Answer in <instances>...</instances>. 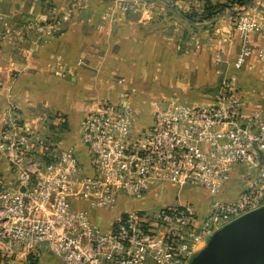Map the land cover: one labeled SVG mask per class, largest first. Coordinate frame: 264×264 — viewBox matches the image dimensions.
I'll return each instance as SVG.
<instances>
[{"label":"built area","instance_id":"built-area-1","mask_svg":"<svg viewBox=\"0 0 264 264\" xmlns=\"http://www.w3.org/2000/svg\"><path fill=\"white\" fill-rule=\"evenodd\" d=\"M237 30L235 69L253 53L250 34L264 36V13L242 16ZM233 79L222 78L207 103L166 101L148 125L136 123L128 104L91 102L81 121L83 154L26 128L17 112L8 116L0 132L10 174L0 170V264H34L46 251L63 264H190L217 230L264 206V115L242 114ZM236 165L246 167L248 184L222 201L216 196ZM164 186L200 187L213 199L202 214L175 201L120 207L104 227L93 219Z\"/></svg>","mask_w":264,"mask_h":264},{"label":"crops","instance_id":"crops-1","mask_svg":"<svg viewBox=\"0 0 264 264\" xmlns=\"http://www.w3.org/2000/svg\"><path fill=\"white\" fill-rule=\"evenodd\" d=\"M70 3L0 0V132L6 118L17 112L26 128L53 144L75 145L83 154L81 121L91 101L105 98L119 103L117 99L121 98V104L130 105V99L140 95L148 100L207 103L229 74L238 77L244 88L242 114L264 115L262 34H250L253 53L235 69L233 62L241 51V38L237 34L233 37L230 25H222L218 40L199 43V48L180 54L172 38L149 28L143 15L129 17L124 12L113 14L99 8L96 19L104 17L107 21L86 26L82 12ZM255 3L260 4L255 5V13L243 16L259 19L264 13V0ZM62 19L70 21L55 28L57 20ZM137 108L148 109L145 102ZM58 124H63L60 130L55 126ZM0 170L10 177L1 158ZM249 176L245 166H234L216 197L232 199L247 186ZM212 199L200 187L189 186L177 193L174 186H164L141 201L122 203L112 211H94L93 219L104 227L120 207L175 201L190 202L202 214ZM73 205L80 207V202L75 200ZM34 264L63 263L46 251Z\"/></svg>","mask_w":264,"mask_h":264},{"label":"rangeland","instance_id":"rangeland-1","mask_svg":"<svg viewBox=\"0 0 264 264\" xmlns=\"http://www.w3.org/2000/svg\"><path fill=\"white\" fill-rule=\"evenodd\" d=\"M124 1H130L133 7L124 8ZM70 2L69 5H75L77 7L76 9L82 12V19L84 18L86 26L99 25L100 22L107 21L104 17L96 19L95 14L98 13L99 8L101 10L104 9L103 11H111L113 14L124 12L127 13L129 17H140L143 15L147 22L145 24L149 28L160 30V33L172 38V42L176 46V51L180 54L187 49L199 48V43L208 40H218L221 35L222 27L226 25L231 26L229 28H231L230 32H232L233 37L236 34L239 35L237 24L240 18L243 15L251 16V14L255 13V5L260 6V4L255 3V0H250V3L246 5H240L233 0H211L212 3L221 2L224 4L221 16L218 17L215 22L211 23L210 20L206 19L208 13L203 0H70ZM72 2L77 3L73 4ZM185 16H190L189 18H191V20L186 21V19H184ZM67 19L57 20L56 25H54L55 28L56 26L61 27L67 25L70 21ZM230 75L232 74H229V76ZM237 78L238 77L232 81L242 92L244 89L243 85L241 80ZM250 89L253 91L252 88ZM242 95L244 100L243 92ZM123 99L126 102L128 100L126 97ZM120 100L121 98H118L117 102L120 103ZM130 102V106L133 109L132 115L135 117L136 123L148 125L151 121L154 109L161 107L166 101L165 99L156 98L148 100L138 95L137 97L131 98ZM142 102H145L148 107L146 111H139V108H137L141 106ZM126 104L127 103L122 105L125 106ZM62 125L58 124L55 126L60 130Z\"/></svg>","mask_w":264,"mask_h":264},{"label":"water","instance_id":"water-1","mask_svg":"<svg viewBox=\"0 0 264 264\" xmlns=\"http://www.w3.org/2000/svg\"><path fill=\"white\" fill-rule=\"evenodd\" d=\"M190 264H264V206L217 230Z\"/></svg>","mask_w":264,"mask_h":264},{"label":"trees","instance_id":"trees-1","mask_svg":"<svg viewBox=\"0 0 264 264\" xmlns=\"http://www.w3.org/2000/svg\"><path fill=\"white\" fill-rule=\"evenodd\" d=\"M205 4L206 11L208 15H206V19L210 20L211 23L215 22L218 17L221 16V12L223 11L224 4L221 2L212 3L211 0H203ZM236 1L240 5H246L250 3V0H233ZM190 16H185L184 19L186 21H190Z\"/></svg>","mask_w":264,"mask_h":264}]
</instances>
